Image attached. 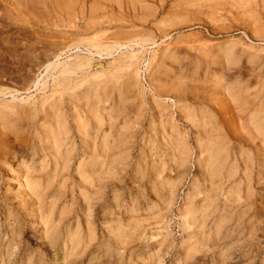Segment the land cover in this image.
<instances>
[{
    "label": "rangeland",
    "instance_id": "374dc122",
    "mask_svg": "<svg viewBox=\"0 0 264 264\" xmlns=\"http://www.w3.org/2000/svg\"><path fill=\"white\" fill-rule=\"evenodd\" d=\"M263 122L264 0H0V264H264Z\"/></svg>",
    "mask_w": 264,
    "mask_h": 264
},
{
    "label": "bare ground",
    "instance_id": "6f19581e",
    "mask_svg": "<svg viewBox=\"0 0 264 264\" xmlns=\"http://www.w3.org/2000/svg\"><path fill=\"white\" fill-rule=\"evenodd\" d=\"M27 1V0H26ZM15 4V3H14ZM32 7V6H31ZM262 48V47H261ZM249 61V60H248ZM55 84V83H54ZM212 84V83H211ZM61 86V85H60ZM56 89V88H55ZM98 92V91H97ZM231 101V100H230ZM56 103V102H55ZM58 103V102H57ZM79 103V102H78ZM122 104V103H121ZM53 105V104H52ZM233 107V106H232ZM49 109V108H48ZM235 111V110H234ZM53 116V115H52ZM259 118V116H258ZM257 121V120H255ZM257 123V122H256ZM264 123V122H263ZM245 124V123H244ZM247 124V123H246ZM252 127V125H251ZM7 128V127H6ZM50 130V129H49ZM4 134V133H3ZM15 134V133H14ZM102 134V133H101ZM257 134V133H256ZM258 135V134H257ZM57 136V135H56ZM4 139V138H3ZM63 143V142H62ZM46 147V146H45ZM43 148V147H42ZM72 151V150H71ZM62 157V156H61ZM66 159V158H65ZM67 161V160H66ZM53 167V166H52ZM60 168V166H59ZM60 171V170H59ZM63 172V171H62ZM61 173V172H60ZM47 175V174H46ZM61 179V178H60ZM38 186V185H37ZM45 189H43L44 191H46L48 189V186H44ZM34 194V193H33ZM38 195V193L36 194V196ZM41 199V198H40ZM39 200V199H38ZM39 217V216H38Z\"/></svg>",
    "mask_w": 264,
    "mask_h": 264
}]
</instances>
